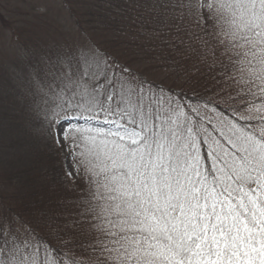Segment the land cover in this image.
Segmentation results:
<instances>
[{
	"label": "snow or ice",
	"instance_id": "6c2138e0",
	"mask_svg": "<svg viewBox=\"0 0 264 264\" xmlns=\"http://www.w3.org/2000/svg\"><path fill=\"white\" fill-rule=\"evenodd\" d=\"M129 8L167 70L210 95L186 102L90 38L34 58L5 32L29 115L20 163L40 179L0 193V264H264V0Z\"/></svg>",
	"mask_w": 264,
	"mask_h": 264
},
{
	"label": "trees",
	"instance_id": "16d2710c",
	"mask_svg": "<svg viewBox=\"0 0 264 264\" xmlns=\"http://www.w3.org/2000/svg\"><path fill=\"white\" fill-rule=\"evenodd\" d=\"M58 1L61 3L63 14L69 16L66 9L71 6L73 15L78 18L80 27L75 28L77 36L74 41L89 38L94 40L116 59L129 64L133 70L140 72L155 83L163 82L165 86L174 87L177 91L183 89L190 98H186V102L196 103L200 96L210 95L205 91L203 79L196 80L195 77L187 76L180 78L167 70V66L161 61L160 49L150 47L155 42L137 34L136 27L129 20V17L134 15L129 8L130 0ZM16 11L13 10L14 16L18 15ZM21 15L23 21L20 24L24 28V35L19 36V40L25 48L32 52L34 58L68 43L65 39L59 40L58 43L54 42L50 35L51 32L46 33L48 36L45 37L39 31L42 26L32 29L30 23L35 18L39 19L43 16L35 17L25 11ZM71 20L76 24L75 20L72 18ZM13 24L18 25L19 23ZM60 34L64 36L63 31ZM10 46L12 50L15 47L13 43ZM2 53L4 54V51L0 50V60L2 59L0 61V193L7 197L14 195L18 190L29 185L31 181L39 180L40 177L20 163V158L31 150L30 129L27 125L29 115L16 77L10 69L12 65L22 66V62L16 53L13 58L4 54L5 58ZM194 88L195 92L192 91ZM46 163L49 165L50 172H58L59 164L55 158ZM58 194L60 193L51 195L54 198ZM9 203L16 205L29 215L38 214L42 208L46 207L45 204L35 200H25L23 203L10 200Z\"/></svg>",
	"mask_w": 264,
	"mask_h": 264
},
{
	"label": "rangeland",
	"instance_id": "374dc122",
	"mask_svg": "<svg viewBox=\"0 0 264 264\" xmlns=\"http://www.w3.org/2000/svg\"><path fill=\"white\" fill-rule=\"evenodd\" d=\"M61 8V3L58 0H0V50L4 51V54L9 58H13L15 52L10 46L12 42L4 33L14 31L18 36L23 37L24 28H22L20 22L23 21L21 14H23L24 11L35 17L43 16L39 19L35 18L30 25L32 29L42 26L39 28V31L41 34H44L45 37L48 36L46 33L51 32L50 35L52 36V40L56 43L62 39L68 42L74 41L77 36L75 23L67 14H63ZM13 10H17V16L12 14ZM15 22L19 24L14 25L13 23ZM10 26H12V28H10ZM61 31L64 32V36L60 34ZM4 54L2 53V56ZM0 61H2V59Z\"/></svg>",
	"mask_w": 264,
	"mask_h": 264
}]
</instances>
